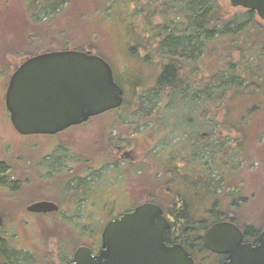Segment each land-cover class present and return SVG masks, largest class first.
Segmentation results:
<instances>
[{"label":"trees","instance_id":"1","mask_svg":"<svg viewBox=\"0 0 264 264\" xmlns=\"http://www.w3.org/2000/svg\"><path fill=\"white\" fill-rule=\"evenodd\" d=\"M89 1L98 5L95 12L100 21L116 24L117 35L120 37L116 45L117 55L128 61V64L131 62L130 68L117 74L105 57L93 53L111 66L114 79L123 91L125 86H129L133 94L140 91L134 99L135 106H132L128 114L131 117L137 115L138 118L144 116L151 123L149 117L151 111H154L153 122H157L170 135L177 132L179 140H182L183 146L180 149L175 144L169 147L168 159H164L162 152H158L157 160L163 161L158 163L170 167L173 177L184 188L207 195L204 200L214 199L210 208L206 209L212 220L221 219L223 213H234L248 204H254L260 213H264V201L259 200L256 194L258 184L264 186V155L248 147L252 133L256 144L264 145V29L255 12L240 9L228 15L219 0ZM24 2L29 21L38 24L41 16L51 19L69 0ZM30 6L40 9L42 15L34 14ZM76 51L85 52L81 49ZM47 52L52 51L42 53ZM212 55V65L208 63L202 67L204 59ZM28 58L30 56L25 60ZM149 70L153 73L150 80L142 76ZM235 102H242L244 109L233 122L230 120L233 115L231 105ZM258 127L263 129L257 130L259 135L256 137ZM224 133H232L234 138L240 139V144L232 148L228 145L229 136H223ZM109 144L115 154L123 151L127 145L124 140L117 139L110 140ZM176 155L184 163L168 164L170 160L175 162ZM115 165L110 166L113 168L111 171L117 175L120 171ZM3 168L4 165L0 163V172ZM62 172L66 176L70 174L63 166ZM186 173L195 174L196 181L188 182ZM237 175L249 183L243 180L239 187H230L228 176ZM111 182L119 184L115 177ZM86 183L75 180L72 182L74 187L67 183L61 186L59 196L66 201L65 213L68 214L52 217L65 218L66 215L69 218L64 220L72 219L76 225L84 218L96 217L95 214L87 215V203L88 207L91 205L94 209L100 207V212L109 205L104 204L100 197L90 198L84 193L83 185L87 186ZM111 185L114 188L116 186ZM174 185L168 183V193ZM3 188L0 186V189ZM223 195L228 201L227 209L221 207L217 200ZM172 196L175 201H180L174 203V212L179 211V206L183 210L191 207L186 202V196L174 192ZM148 199H151L148 203L156 204L164 210L160 198L149 196ZM166 201L170 205L168 198ZM72 207L73 212L70 211ZM93 221L89 223L93 224ZM259 221H263V216ZM91 225L88 229L92 228ZM74 228L82 235L86 232L77 226ZM9 251V260H6L8 264L34 263V256L30 252L16 249Z\"/></svg>","mask_w":264,"mask_h":264},{"label":"rangeland","instance_id":"2","mask_svg":"<svg viewBox=\"0 0 264 264\" xmlns=\"http://www.w3.org/2000/svg\"><path fill=\"white\" fill-rule=\"evenodd\" d=\"M229 2L230 0H219L228 15L241 11L232 8ZM96 6L98 5L89 0H69L51 19L41 16L40 9L30 6L34 14H41L39 23L33 24L26 14L24 0H0V163L4 165L0 172V186L5 187L4 190L0 189V214L4 217L3 237L6 236L12 241V246L8 249L32 253L33 264H60L62 258H66L68 253L71 254L85 243H99L102 230L109 221L129 212L137 205L148 202L152 199H148L149 196L160 198L166 213L174 212V203L180 202L175 201L173 192L186 196V202L191 207L183 210L179 206L180 209L176 212L187 213L191 218V226L198 234L203 232L211 220V215L206 209L210 208L214 199L204 200L207 195L184 188L178 184L177 178L173 177L170 167L158 163L163 162L157 160L158 152H162V157L168 159L171 145H178L179 149L183 146L177 132L170 135L167 130L160 128L157 122L154 123V111H151L149 117L151 123L144 116L138 118L137 115L131 117L128 114L132 106H135L134 99L139 90L133 94L132 89L125 86L124 102L119 109L92 118L57 135L22 137L14 131L3 100L10 76L27 56L45 51L81 49L105 57L117 74L130 68L131 62L128 64V61L121 59L116 52V45L120 42L116 24L100 21L95 12ZM260 24L264 29V22L260 21ZM19 46L23 48L19 49ZM213 56L204 59L202 67H206L208 63L211 66ZM152 74L149 70L142 76L150 80ZM231 106L233 115L230 120L234 122L242 114L244 105L242 102H235ZM146 125L147 129H144ZM258 129L263 127L256 128V137L259 135ZM226 135L229 136L228 145L232 148L240 144V139L234 138L232 133L223 134ZM112 139L124 140L126 148L120 153H113L109 144ZM248 147L264 155V145L256 144L254 133ZM176 157L175 162L170 160L167 163L182 165L184 161L179 155ZM110 165L117 166L120 173L114 174ZM62 166L67 173L70 172L68 176L63 174ZM186 174L188 182L196 181L195 174ZM114 177L118 179L119 184L111 182ZM75 180L87 181V186L83 185L84 193L90 198L100 197L104 204H109L100 212V207L94 209L91 205L88 207L87 203V215L95 214L96 217L84 218L76 225L72 219L65 221V218H69L66 215L65 218L52 217L68 214L65 213L67 203L59 196L60 187L66 183L74 187L75 183L72 182ZM227 180L230 187H239L243 180L249 183L240 175L228 176ZM90 181L91 183H88ZM169 182L175 185L171 186L168 193ZM111 184L116 185L115 188ZM258 186L257 197L264 201V186L261 183ZM91 192L93 195H90ZM166 198L170 200V205ZM40 200H51L50 202L59 206V212L46 215L26 214L25 208ZM217 200L221 207L227 209L228 201L224 195ZM74 201L78 202L76 199ZM70 211L73 212V207ZM235 212L236 219L244 220V223L254 228L264 227V224L259 222L264 213H260L254 204H248ZM225 214L221 219L228 218L229 214ZM92 220L93 224L89 223ZM201 221L204 225L197 224ZM89 225L91 229H88ZM76 226L86 232L80 234L74 228ZM0 243L3 246L5 241L2 239ZM197 259L200 263L201 256L198 255ZM205 263L214 264V260L209 258Z\"/></svg>","mask_w":264,"mask_h":264},{"label":"water","instance_id":"3","mask_svg":"<svg viewBox=\"0 0 264 264\" xmlns=\"http://www.w3.org/2000/svg\"><path fill=\"white\" fill-rule=\"evenodd\" d=\"M234 9L254 11L264 22V0H230ZM124 91L116 83L111 66L88 51H52L26 59L10 76L5 92V108L14 131L22 137L53 136L82 125L90 119L119 109ZM126 154V153H125ZM34 214L56 213L49 201L34 203L26 209ZM3 219L0 216V226ZM169 223L156 204L144 203L108 222L101 234L102 252L77 250L74 264H192L180 247L164 244ZM226 230L238 231L222 222L204 235L206 247L229 254L228 264H264V231L255 248L246 245L244 256L236 257L239 242L231 245L219 239ZM237 235L238 232H236ZM90 257L83 258L82 253Z\"/></svg>","mask_w":264,"mask_h":264},{"label":"flooded vegetation","instance_id":"4","mask_svg":"<svg viewBox=\"0 0 264 264\" xmlns=\"http://www.w3.org/2000/svg\"><path fill=\"white\" fill-rule=\"evenodd\" d=\"M3 106L5 107V101L3 100ZM6 109V108H5ZM127 155V154H125ZM41 201V200H40ZM51 201V200H50ZM38 202V201H37ZM35 203V202H34ZM33 204V203H32ZM57 205V204H56ZM58 206V205H57ZM28 207V206H27ZM25 208V212L28 215H43V214H34L28 212ZM59 207V206H58ZM163 210V209H162ZM59 210L56 212L58 213ZM55 214V213H51ZM220 214V213H219ZM237 213H230L228 218L225 219H218V220H209L208 226L204 228L202 233H197V230L191 226V218H189L187 213H179V212H168L166 213L163 210V216L169 223V228L166 232L165 235V241L164 244L167 248H173L176 246H180L184 252L188 255V257L191 259L192 264H204L205 260L212 258L214 260V264H228L229 263V254L225 253H218V252H213L209 250L206 247L205 241H204V235L205 233L212 228L214 225L222 222H226L229 224L234 225V227L238 231H231V230H226L224 234H218L217 237L219 239H225L228 240L231 245L235 244L236 241L239 242L238 247L240 248V251L237 252L236 257L239 259L240 257L244 256V252L242 249L246 247V245L251 246V248H255L259 244V236L260 234L264 231V227L260 226V228H254L253 226L249 225L248 223H244L243 221H240L236 219ZM226 215L223 213L221 216L223 217ZM0 216L3 219V223L0 226V240H4L5 243L2 246L0 243V264H8L6 260H9V253L11 241L8 240V238L4 236V230H3V225H4V217L0 214ZM121 215H118L119 218ZM115 219V218H113ZM247 222V221H246ZM262 225L264 224V216H263V221H259ZM199 225H204V222H197ZM103 231V230H102ZM239 235H237V233ZM86 249L88 251H91V255L93 257L99 255L103 248L101 244V236L99 237V243L93 244L92 242H87L85 245L80 246L73 250L71 254H67L66 258L61 259L60 264H74V255L79 249ZM8 249V250H7ZM201 256V262L199 263L197 256ZM83 258L85 259L86 257H90L89 253L83 252L82 255ZM26 264V263H24ZM209 264V263H205Z\"/></svg>","mask_w":264,"mask_h":264},{"label":"bare ground","instance_id":"5","mask_svg":"<svg viewBox=\"0 0 264 264\" xmlns=\"http://www.w3.org/2000/svg\"><path fill=\"white\" fill-rule=\"evenodd\" d=\"M19 66L20 65H18L15 69H14V71H13V73L19 68ZM41 201H49V200H41ZM41 201H38V202H41ZM50 202V201H49ZM35 203H37V202H35ZM53 203V202H52ZM34 204V203H33ZM32 205V204H31ZM30 205H28V207H29Z\"/></svg>","mask_w":264,"mask_h":264}]
</instances>
